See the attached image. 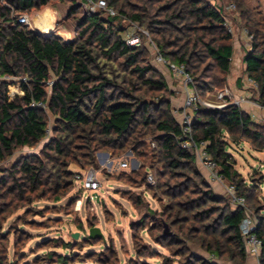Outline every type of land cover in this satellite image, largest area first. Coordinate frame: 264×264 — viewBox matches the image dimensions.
Returning a JSON list of instances; mask_svg holds the SVG:
<instances>
[{"label": "trees", "instance_id": "trees-1", "mask_svg": "<svg viewBox=\"0 0 264 264\" xmlns=\"http://www.w3.org/2000/svg\"><path fill=\"white\" fill-rule=\"evenodd\" d=\"M105 2L115 16L86 11L84 0H0V163L18 149L44 146L38 155L14 163L0 178V264H14L8 259L11 233L5 234L3 225L16 209L35 199L59 201L73 185L71 165L79 171L96 168L99 152L116 156L131 149L143 157L147 145L156 152L162 178L167 179L163 191L170 204L164 214L172 226L190 221L182 216L190 203L175 200L194 195L191 217L201 224L189 227L185 237L193 232L205 235L209 255L224 258L226 253L230 261L245 264L239 229L244 209L215 197L200 179L194 155L179 145L181 126L163 96L168 92L166 82L149 64L147 49L128 46L121 36L122 21L145 28L162 58L182 66L194 91L204 97L228 84L232 68L234 40L224 25L225 11L207 0ZM47 7L65 14L56 28L72 33L71 40L41 34L16 21L19 14ZM257 15L254 19L242 11L239 18L251 37L243 55L245 74L256 84L254 100L264 109V16ZM4 76L25 79L17 82L22 96L9 98ZM151 92L156 95L147 96ZM191 131L195 142L206 143L224 180L244 197L257 221L255 234L262 241L258 264H264V212L249 205L253 186L244 182L228 152L229 141L237 144L243 140L264 155V124L253 121L239 106L226 103L193 112ZM146 137L153 138L154 147L142 140ZM136 177L140 179L139 174ZM128 178L138 183L137 178ZM170 179L177 182L171 184ZM186 179L194 189L188 191ZM180 183L185 187L182 190H178ZM154 237L167 249L181 247L176 256L187 252L182 242L172 240L177 238ZM134 239L137 243L138 237ZM60 262L68 263L66 257Z\"/></svg>", "mask_w": 264, "mask_h": 264}, {"label": "rangeland", "instance_id": "rangeland-1", "mask_svg": "<svg viewBox=\"0 0 264 264\" xmlns=\"http://www.w3.org/2000/svg\"><path fill=\"white\" fill-rule=\"evenodd\" d=\"M207 1L219 4L217 7L221 11L228 2H233L236 5L235 11H226L225 14L234 32V48L240 49L238 47L240 45L244 49V44L240 38L245 42L248 39L243 34L245 28L243 20L239 18L240 14L243 11L247 17L250 16L254 19H257V14L264 16V0ZM47 8L28 14L31 26L34 16ZM71 22L68 24L74 25ZM121 26L124 28V32L121 34L123 40L130 34L139 35L140 46L147 49L149 64L166 82L168 92L166 91L163 96L168 98L171 107L180 104L182 100L184 101V78L170 70L167 65L155 62L148 31L136 23L126 21H122ZM39 30L43 29L40 28ZM57 36L60 35L57 34ZM241 54L239 61L243 58ZM235 57L234 55L231 71L235 67ZM239 64L241 65V62ZM6 81H8L7 94L9 98L16 95L20 96L18 78L6 77ZM189 87L193 89L192 81ZM246 88L250 92L247 95L248 100L254 101L255 88L251 85L246 86ZM225 89H229L231 95L219 100L218 94ZM155 95L156 93L151 92L147 96ZM198 96L203 101L217 105L234 104L237 99V94L228 87V84L223 89L211 91L204 97ZM174 110H179V108L172 107V112ZM173 115L177 118L174 113ZM177 120L179 121L178 118ZM52 122L50 117V127ZM258 122L264 124L262 120ZM48 134L50 135V133ZM152 139V137H146L142 140L148 144L152 142ZM229 143L228 152L235 161V169L241 174L245 183L253 186L249 205L259 207L264 212V155L255 151L243 140L237 144L231 141ZM43 147V143H41L34 148L18 149L11 158L0 163L4 166L3 171H0V178L14 163L23 157L32 154L38 155ZM143 150L145 152L143 157H138L131 149L116 156H112L111 152L97 153V167L90 169L98 172L97 179L100 182L98 190L86 189L84 183L76 180L74 176L72 187L59 201H53L49 198L35 199L32 203L16 209L3 225L4 233H11L8 238L9 261L14 262V264H62L60 262L61 257H66L67 264H190L191 261L192 264H195L196 259H204L215 264H236L237 261H230L226 257V253L224 258H215L209 255L205 251V243L207 242L205 235L193 232L188 235V238L185 237L189 227H199L201 224L191 217L194 212L191 208V201L196 198L194 195L189 193L186 198L175 200L190 203L188 207H184L185 211L182 213L184 218L190 217V221L182 223V225L172 226L173 222L168 220L164 214V208L170 204V200L163 191L167 179L162 178L163 169L158 156L155 155L156 152H152L148 145ZM124 159H127L129 163L127 169H121L118 166ZM69 169L75 173L80 172L74 165H71ZM195 169L200 179L205 182L215 197L223 198L234 207L226 190L228 184L226 181L225 184H219L221 192H217L213 188L214 182L210 181L206 170L197 162H195ZM136 174L140 175V179L136 177ZM148 174L153 176V184H148L146 179ZM129 176L137 178L138 183L129 181ZM169 182L175 184L177 181L170 179ZM184 182L188 191L194 189L190 181L186 179ZM178 187L180 188L178 190L185 188L181 183ZM93 228H98L103 238L91 239L89 235ZM152 234L177 238L172 240L182 242L188 253L186 252L187 254L185 253L183 256H176L175 251L181 247L173 246L167 249L159 245ZM134 237H138L137 243L134 241L136 240ZM148 248L150 249L148 250ZM137 251L143 255L139 256ZM246 261L247 259L245 264Z\"/></svg>", "mask_w": 264, "mask_h": 264}, {"label": "built area", "instance_id": "built-area-1", "mask_svg": "<svg viewBox=\"0 0 264 264\" xmlns=\"http://www.w3.org/2000/svg\"><path fill=\"white\" fill-rule=\"evenodd\" d=\"M222 7V6H221ZM84 8L86 11L90 13H95L98 11H104L109 16H115V11L113 8L108 7L105 0H84ZM223 10L226 11H235L236 6L233 2H228L225 6L222 7ZM12 16L14 17V13L12 12ZM16 21L18 24L30 26V19L29 16L25 13L19 14L16 16ZM224 25L227 27L228 32L231 35H234L232 26L230 21L225 17ZM243 34L248 39L249 43L251 40V37L247 34L246 30H243ZM125 42L128 46L131 47H139L141 45V40L139 35L130 34L125 39ZM150 44L154 50V60L158 64H164L167 65L170 70H172L177 75L182 76L184 78V104L181 110H174L173 113L178 116L179 124L181 126V141L179 143L180 147L189 151L191 154L194 155L195 161L199 163L202 168H204L208 174V177L210 181L218 183V184H225V180L223 176L218 172L217 164L214 160L211 159L209 154L206 151V143L205 142H195L192 138V131H191V124H192V117L190 115V111L193 113L197 111L199 108H221L225 105H217L214 103H211L209 101H203L199 98V96L196 94L194 89H192L190 86L191 79L187 73H185L184 68L182 66H175L173 64H170L166 62L162 56L158 53V50L154 46V44L150 41ZM6 77L4 76L2 79L6 80ZM19 81H25V79L18 78ZM18 81V82H19ZM247 83L251 85L253 88H256V84L247 77L246 79ZM49 86L51 83L48 84ZM231 95L229 89H225L222 92H220L217 96L219 100H223L225 97H228ZM245 100L243 98H238L234 101V105L240 106L242 103H244ZM34 105V104H32ZM37 107L44 108V105L42 104H36ZM152 147H154V144H152ZM105 163H107L105 161ZM121 169H127L129 166L128 160L124 159L122 160L119 165ZM97 171L94 169H88L86 171H80L79 173H75V179L83 182L84 187L88 190H98L100 188V182L97 179ZM147 182L148 184L154 183V178L151 174L147 175ZM226 190L230 196L231 203L234 207L242 208L245 211V216L242 219L239 229L240 234L242 237L243 247L245 254L247 256H253L256 258L258 262V257L261 251L262 241L261 239L255 234L257 229V221L253 217V215L248 211L246 207V201L244 197L239 196L236 192V189L234 185L227 184Z\"/></svg>", "mask_w": 264, "mask_h": 264}, {"label": "crops", "instance_id": "crops-1", "mask_svg": "<svg viewBox=\"0 0 264 264\" xmlns=\"http://www.w3.org/2000/svg\"><path fill=\"white\" fill-rule=\"evenodd\" d=\"M211 4L214 5L218 9L217 5H219V4H216L214 2H212ZM45 14H47L46 20L48 23L45 24L44 28H42L43 30H39L36 26V22H35L36 19L35 18L38 17L39 15L43 16ZM64 15L65 14L61 11H57V10L52 9V8H47V9L43 10L42 12L37 13V16H34V18L32 19V26L30 23V29L33 31L39 32L41 34L53 33L55 35H57V34L60 35V37H62L63 39H72L73 38L72 33H68L67 31L65 32L59 28H56L58 21H60L64 17ZM240 40L244 44V49L240 45H238V47H240L241 50L234 48V55L236 56L234 61L236 63L234 65L235 67L231 71L230 77L228 79V87L231 88V90L235 91V93L237 94V99L243 98L245 100V102L239 106L241 108V110H243L246 114H248L253 121L258 122V121L262 120L264 122V109L261 106H259L255 100L250 101L247 98V95L250 92L247 91L246 86H248L249 84L246 81L247 76L245 74V65L243 62V58L241 61H239V57H240L241 53L244 54V50L246 48L248 49L249 41L246 40V42H245V40L243 41V39H241V38H240ZM240 51H242V52H240ZM242 54H241V56L243 57ZM237 61H238V63H237ZM239 62H241V65L239 64ZM171 75H174V74H171ZM242 83H243V85H242ZM244 85H246V86H244ZM177 88H179V86H177ZM22 95H23V93L21 91L20 96H22ZM233 95H235V94L233 93ZM16 96H18V95H16ZM183 104H184V101L182 100V102L180 104H176V106L173 105L172 107L179 108V110H180V108L182 109ZM190 113H191V117H193V113L191 111H190ZM177 118L180 119L178 116H177ZM213 188L215 191L221 192V187L218 183L214 182ZM246 259H247L246 264H258L256 258L253 256H247L246 255Z\"/></svg>", "mask_w": 264, "mask_h": 264}, {"label": "water", "instance_id": "water-1", "mask_svg": "<svg viewBox=\"0 0 264 264\" xmlns=\"http://www.w3.org/2000/svg\"><path fill=\"white\" fill-rule=\"evenodd\" d=\"M4 169V166L3 165H0V171H3ZM89 237L91 239H94V238H97V239H101L103 238L102 234L100 233L99 229L98 228H93L90 230V235Z\"/></svg>", "mask_w": 264, "mask_h": 264}, {"label": "bare ground", "instance_id": "bare-ground-1", "mask_svg": "<svg viewBox=\"0 0 264 264\" xmlns=\"http://www.w3.org/2000/svg\"><path fill=\"white\" fill-rule=\"evenodd\" d=\"M46 16H47V14H45L43 16L39 15L38 17L35 18L36 19V21H35L36 26L38 29L43 28L45 26V24L48 23L46 20V18H47Z\"/></svg>", "mask_w": 264, "mask_h": 264}]
</instances>
